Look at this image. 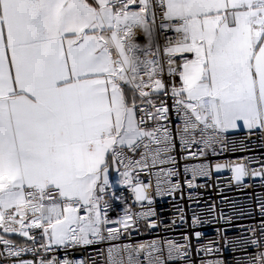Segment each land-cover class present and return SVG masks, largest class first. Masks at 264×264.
Instances as JSON below:
<instances>
[{
  "label": "snow or ice",
  "instance_id": "6c2138e0",
  "mask_svg": "<svg viewBox=\"0 0 264 264\" xmlns=\"http://www.w3.org/2000/svg\"><path fill=\"white\" fill-rule=\"evenodd\" d=\"M161 30L176 36L161 45ZM161 97L172 99L174 113ZM240 127L264 130V0H0V231L33 242L0 234V256L12 264H86L21 257L115 241L141 220L156 227L155 197L182 191L178 147L183 159L205 161L184 164L188 188L225 168L237 183L264 178V166L207 162L237 150L228 133ZM113 167L141 207L122 204L115 220ZM151 169L154 184L139 179ZM258 205L264 216V199ZM203 222L194 210L193 229ZM260 228V237L239 245L264 248V221ZM201 236L194 230L185 239ZM166 244L169 259L187 256V244ZM160 245H113L106 264H164L154 254ZM246 264H264V251Z\"/></svg>",
  "mask_w": 264,
  "mask_h": 264
},
{
  "label": "built area",
  "instance_id": "2783aa9c",
  "mask_svg": "<svg viewBox=\"0 0 264 264\" xmlns=\"http://www.w3.org/2000/svg\"><path fill=\"white\" fill-rule=\"evenodd\" d=\"M174 31L159 33V42L161 45L165 43V37H175ZM138 43H145L144 37L138 35ZM191 58V57H189ZM177 63H180V57H177ZM165 80H169L165 74ZM177 85L180 83L179 78H175ZM166 100L170 110L174 113L172 99L161 97ZM179 123V121H176ZM228 140L234 142L235 151H229L220 155L208 157V161L212 164L225 163L228 160L233 163H245L250 169L259 170L264 166V130H252L251 133L246 128L230 130ZM192 150H195L193 146ZM219 152V149L217 150ZM177 159V166L180 169L181 175L178 178L182 184V191L172 196H156L150 205L156 211L157 226L152 228L148 226V222L141 220L128 233L123 234L115 241H105L87 247H74L65 249H53L48 252L43 250L37 252H25L22 254V259L38 260L59 258L78 260L83 259L86 264H106L107 249L113 245L123 247L124 245H148L152 241L161 242L162 252L154 253L159 255L164 260V264H208L209 261L222 260L223 264H246L247 260L252 255H259L264 248L257 245H248L241 247L239 241L241 238H258L262 234L260 224L264 221V216L259 212L258 201L264 199V178L259 176L245 177L243 182L237 183L233 179L231 170L225 168L220 171H213L209 177H197L193 183L198 187L188 188L185 180L191 179L190 174L183 173L184 164L202 163L203 159L185 160L183 156L187 155L182 148L178 147V151L174 153ZM134 158H139L134 157ZM123 169H121L122 171ZM157 169H151L141 172L139 179L145 183L151 180L155 183L154 173ZM176 178H174L175 180ZM112 191L120 197L117 202L111 200V209L109 210V218L117 219L123 215L122 204H130L132 211H140L141 207L133 200L132 193L126 185H118L112 187ZM189 196L195 199H189ZM209 205L215 206V212L207 211ZM178 209H183L184 220H181V213ZM195 210L204 221L202 224L193 229L191 225V216ZM223 215V218H221ZM256 229L255 234L250 230ZM199 231L202 236L199 240L192 238L190 243L186 237H191L193 231ZM36 237L35 247L40 248L42 240L38 238L39 230H32ZM5 235L11 239V234ZM172 240L179 245H188L187 256L168 258L166 241ZM14 241V240H13ZM17 245L32 247L33 242L18 243ZM237 242V243H234ZM204 246L212 249L211 252L203 251ZM0 252H3V246L0 245ZM141 260L145 257L142 255ZM12 257L0 256V264H12ZM146 264V261H145Z\"/></svg>",
  "mask_w": 264,
  "mask_h": 264
},
{
  "label": "crops",
  "instance_id": "0c3cea01",
  "mask_svg": "<svg viewBox=\"0 0 264 264\" xmlns=\"http://www.w3.org/2000/svg\"><path fill=\"white\" fill-rule=\"evenodd\" d=\"M110 179L112 181V185L113 187L120 185V183L118 182L120 179L119 173L116 171V168L113 167L110 169ZM11 239L18 242V243H26V242H30L31 240H29L28 238L22 237L19 234H11L10 235ZM39 239H41V236H38Z\"/></svg>",
  "mask_w": 264,
  "mask_h": 264
},
{
  "label": "rangeland",
  "instance_id": "374dc122",
  "mask_svg": "<svg viewBox=\"0 0 264 264\" xmlns=\"http://www.w3.org/2000/svg\"><path fill=\"white\" fill-rule=\"evenodd\" d=\"M240 128H244V127H240ZM244 129H246V128H244Z\"/></svg>",
  "mask_w": 264,
  "mask_h": 264
}]
</instances>
